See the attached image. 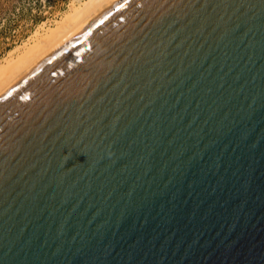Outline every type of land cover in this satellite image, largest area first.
Instances as JSON below:
<instances>
[{
  "label": "water",
  "instance_id": "obj_1",
  "mask_svg": "<svg viewBox=\"0 0 264 264\" xmlns=\"http://www.w3.org/2000/svg\"><path fill=\"white\" fill-rule=\"evenodd\" d=\"M0 264H264V0H111L4 90Z\"/></svg>",
  "mask_w": 264,
  "mask_h": 264
},
{
  "label": "bare ground",
  "instance_id": "obj_2",
  "mask_svg": "<svg viewBox=\"0 0 264 264\" xmlns=\"http://www.w3.org/2000/svg\"><path fill=\"white\" fill-rule=\"evenodd\" d=\"M110 1L73 2L54 24L42 25L27 42L10 51L0 61V94Z\"/></svg>",
  "mask_w": 264,
  "mask_h": 264
},
{
  "label": "rangeland",
  "instance_id": "obj_3",
  "mask_svg": "<svg viewBox=\"0 0 264 264\" xmlns=\"http://www.w3.org/2000/svg\"><path fill=\"white\" fill-rule=\"evenodd\" d=\"M82 0H0V61Z\"/></svg>",
  "mask_w": 264,
  "mask_h": 264
}]
</instances>
